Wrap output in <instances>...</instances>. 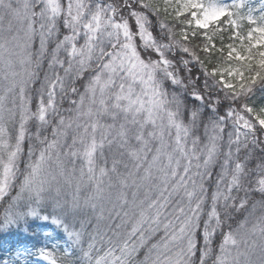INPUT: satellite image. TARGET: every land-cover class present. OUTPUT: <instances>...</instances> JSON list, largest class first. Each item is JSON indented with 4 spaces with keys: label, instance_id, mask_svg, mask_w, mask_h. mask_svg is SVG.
Instances as JSON below:
<instances>
[{
    "label": "snow or ice",
    "instance_id": "1",
    "mask_svg": "<svg viewBox=\"0 0 264 264\" xmlns=\"http://www.w3.org/2000/svg\"><path fill=\"white\" fill-rule=\"evenodd\" d=\"M258 90L264 0H0V264H264Z\"/></svg>",
    "mask_w": 264,
    "mask_h": 264
},
{
    "label": "trees",
    "instance_id": "2",
    "mask_svg": "<svg viewBox=\"0 0 264 264\" xmlns=\"http://www.w3.org/2000/svg\"><path fill=\"white\" fill-rule=\"evenodd\" d=\"M225 36H227V33H225ZM218 43V41H217ZM256 100L257 103L260 102H264V93L257 92L256 97L254 98ZM3 213V206L0 205V215H2ZM36 224H39V220H29V224H28V228L30 232H34L33 228L34 226H36ZM36 233V237L34 238V241L36 243H38L39 245L43 246L41 244V239L39 238V235ZM20 234V236L22 237V239H26L29 243V246H31V243L33 242V238L32 237H25L24 233L13 229L10 232H4V233H0V256L7 258L9 255V252L11 251V246L6 244V241L9 239L10 235H17ZM56 240H58V244L60 245V250L65 249V245H69V242L67 241V238L65 236V234L63 233V231L59 230L58 228H56V234H55ZM217 244L219 243V238H217ZM71 250V249H70Z\"/></svg>",
    "mask_w": 264,
    "mask_h": 264
},
{
    "label": "rangeland",
    "instance_id": "3",
    "mask_svg": "<svg viewBox=\"0 0 264 264\" xmlns=\"http://www.w3.org/2000/svg\"><path fill=\"white\" fill-rule=\"evenodd\" d=\"M225 2L230 3L231 0H225ZM248 3L253 8H257L259 6V4L261 3V0H248ZM39 223H40V226H37V228L35 230L39 233L40 239L43 242V246L46 245L48 248H50L52 243L58 244V240H56V237H55L57 227L55 225H52L50 222H43V221L39 220ZM54 226H55V228H54ZM45 232L51 233L52 234L51 237H45L44 236ZM18 240H19L18 236H14L8 241V244L13 246L16 244V242ZM65 247H67L70 250V247H68V245ZM32 261H33V264H46L45 261L38 260L36 258H33Z\"/></svg>",
    "mask_w": 264,
    "mask_h": 264
}]
</instances>
